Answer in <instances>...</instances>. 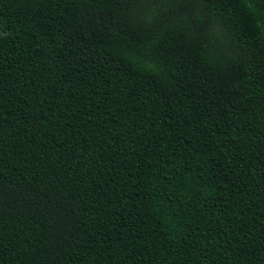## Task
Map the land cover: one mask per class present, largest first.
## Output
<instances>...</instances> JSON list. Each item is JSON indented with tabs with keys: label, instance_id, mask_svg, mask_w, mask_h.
Listing matches in <instances>:
<instances>
[{
	"label": "trees",
	"instance_id": "obj_1",
	"mask_svg": "<svg viewBox=\"0 0 264 264\" xmlns=\"http://www.w3.org/2000/svg\"><path fill=\"white\" fill-rule=\"evenodd\" d=\"M0 264H264V0H0Z\"/></svg>",
	"mask_w": 264,
	"mask_h": 264
}]
</instances>
